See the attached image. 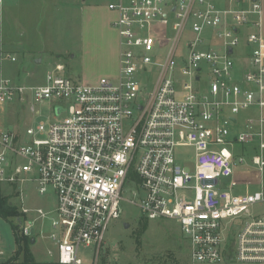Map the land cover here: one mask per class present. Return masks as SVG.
<instances>
[{
  "label": "built area",
  "instance_id": "1",
  "mask_svg": "<svg viewBox=\"0 0 264 264\" xmlns=\"http://www.w3.org/2000/svg\"><path fill=\"white\" fill-rule=\"evenodd\" d=\"M115 76L37 86L0 74V114L46 103L45 121L0 128V184L19 199L20 236L48 220L58 264L95 254L121 215L124 186L141 218L170 220L192 264H264V37L261 0H119ZM12 62L15 58L7 56ZM190 148L178 160L176 149ZM257 186V190L242 187ZM54 198L27 208L22 191Z\"/></svg>",
  "mask_w": 264,
  "mask_h": 264
},
{
  "label": "rangeland",
  "instance_id": "2",
  "mask_svg": "<svg viewBox=\"0 0 264 264\" xmlns=\"http://www.w3.org/2000/svg\"><path fill=\"white\" fill-rule=\"evenodd\" d=\"M6 1H9V4L5 10L4 23L0 24V36L10 53L22 55H19L15 62L3 59L1 64L3 77L18 81L24 86H37L43 83L46 71L56 64L63 65L66 76L73 80H96L107 73L104 68L107 65H103L106 61L100 55L93 53V56H87L83 60L81 57L80 13L77 9L83 0H4V3ZM84 1L97 2L102 7L100 16L103 18V6L107 8L109 3L119 0ZM261 4L264 37V0H261ZM89 29L95 34V28L89 25ZM24 52L29 53L28 60L23 59ZM7 54V52L4 54V58ZM36 108L40 115L33 118L27 102L11 103L0 114V128L22 133L28 126L45 121L49 114L46 103H36ZM191 154L190 148L176 149L178 160L188 159ZM241 189L242 192L246 189L252 191L257 190V186L252 184ZM130 190L131 186L126 184L122 193L121 215L108 225L104 244L95 254L91 248H80L79 258L82 264H192L187 241L179 227L170 220L147 221L141 218L139 209L129 203L132 199ZM0 194L18 211L17 216L7 220L0 216V259L4 261L13 256L16 250L12 226L17 227V234L20 236L23 220L35 219L36 215L32 213L27 216L21 215L19 199L14 198L15 193L3 183L0 184ZM22 195L24 206L27 208L51 209L54 204L52 195L41 197L32 186L24 189ZM250 212L253 215H260L264 209L261 205H254ZM125 224L128 227H125ZM39 225L42 227L39 228ZM34 226L33 236L36 243L30 248L36 263L58 264L56 247L48 237L50 233L48 220L37 219ZM20 260L17 264L21 262ZM215 264L239 263L228 261Z\"/></svg>",
  "mask_w": 264,
  "mask_h": 264
},
{
  "label": "crops",
  "instance_id": "3",
  "mask_svg": "<svg viewBox=\"0 0 264 264\" xmlns=\"http://www.w3.org/2000/svg\"><path fill=\"white\" fill-rule=\"evenodd\" d=\"M8 2L9 1H6V3H4V0H0V24L4 23L5 12H6L5 10L7 9V4H9ZM103 7H104L103 8V13H104L103 18L100 16V11H102L101 10L102 7L95 1L88 3L83 0L81 4H79V7L77 10H78V13H80L79 24L81 26L80 42H81L82 60L85 59L87 56H90V57L93 56L94 55L93 53L100 55L101 58L106 61V63H103V65H107L106 67H104L107 70V73L101 77H108L111 75L115 76L117 74V69H118V39L117 38L118 36L116 34L115 29L112 27V22L116 18V14L108 10V8H106L105 6ZM89 25L90 27L95 28V34H93L94 32L92 33V31L89 29ZM113 40L114 42L112 43ZM6 52L8 54L4 58V54ZM27 54H25L24 52L25 56L23 55V59L25 58L26 60L29 59L27 57L28 56ZM19 55H20L19 53L17 54L10 53L6 48V45H4V42L2 41L1 36H0V74L2 72L1 64L3 62V59L9 60L7 59V56H11L13 58L15 57V61H16ZM35 63H37V59H35ZM85 80L86 81L84 82L86 83H94L98 79L96 80L95 79H85ZM41 227L42 226L39 225V228ZM34 229H35V226H33L32 236L34 235ZM32 238L34 239V242L31 243L30 241L29 251L34 259V256H33V253L30 247L32 244L36 243V238L35 236H33V237H30V240ZM56 257H57V253H56ZM4 261L0 259V263H3ZM34 262H35L34 264H37L35 259H34ZM56 263H57V259H56ZM19 264H22V263H19Z\"/></svg>",
  "mask_w": 264,
  "mask_h": 264
},
{
  "label": "trees",
  "instance_id": "4",
  "mask_svg": "<svg viewBox=\"0 0 264 264\" xmlns=\"http://www.w3.org/2000/svg\"><path fill=\"white\" fill-rule=\"evenodd\" d=\"M18 215V211L14 206H12L5 196L0 194V216L4 219H8L10 217H15ZM12 232L14 235L16 250L13 256L9 257L5 262L0 264H17V261L20 260L22 264H34V259L28 250L30 245V237L18 236L17 227L15 225L12 226Z\"/></svg>",
  "mask_w": 264,
  "mask_h": 264
},
{
  "label": "water",
  "instance_id": "5",
  "mask_svg": "<svg viewBox=\"0 0 264 264\" xmlns=\"http://www.w3.org/2000/svg\"><path fill=\"white\" fill-rule=\"evenodd\" d=\"M125 227H128V225L125 224ZM30 241H31V243H33L34 239L32 238Z\"/></svg>",
  "mask_w": 264,
  "mask_h": 264
}]
</instances>
